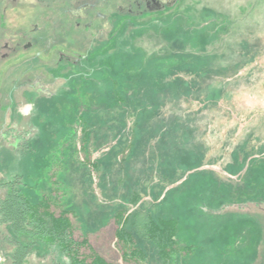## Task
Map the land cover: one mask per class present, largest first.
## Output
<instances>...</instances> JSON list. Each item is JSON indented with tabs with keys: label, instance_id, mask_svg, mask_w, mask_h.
<instances>
[{
	"label": "rangeland",
	"instance_id": "374dc122",
	"mask_svg": "<svg viewBox=\"0 0 264 264\" xmlns=\"http://www.w3.org/2000/svg\"><path fill=\"white\" fill-rule=\"evenodd\" d=\"M26 3L6 10L14 40ZM70 32L32 85L0 63V179L65 212L87 262L264 264V0L122 11L93 43ZM27 264L71 262L52 247Z\"/></svg>",
	"mask_w": 264,
	"mask_h": 264
},
{
	"label": "flooded vegetation",
	"instance_id": "af4514ba",
	"mask_svg": "<svg viewBox=\"0 0 264 264\" xmlns=\"http://www.w3.org/2000/svg\"><path fill=\"white\" fill-rule=\"evenodd\" d=\"M0 0V63L4 64L3 75L14 89L29 81L32 85L36 74L43 70L40 66L44 59L43 53L58 54L52 48L61 43L63 35H70L73 29L79 40L80 36L91 35L92 43L96 36L104 31L107 18L116 17L122 11L134 18L164 12L170 9L176 0ZM34 8L36 15L29 28L19 29L21 37L14 40L8 34L6 26V10H15V15L22 18L21 8ZM107 9V11H103ZM60 39H58V38ZM91 43V46H92ZM71 45H69L70 47ZM58 56V55H57ZM75 62L86 59L87 55L78 56ZM64 58L62 57L61 60ZM47 60L45 61L46 66ZM73 63H71L72 65ZM70 65V66H71ZM44 76V75H43ZM0 236V264H8V244Z\"/></svg>",
	"mask_w": 264,
	"mask_h": 264
},
{
	"label": "trees",
	"instance_id": "16d2710c",
	"mask_svg": "<svg viewBox=\"0 0 264 264\" xmlns=\"http://www.w3.org/2000/svg\"><path fill=\"white\" fill-rule=\"evenodd\" d=\"M17 184L16 177L9 181L0 179V189H4L0 196V226L8 231L3 237L9 247L8 264H27L30 253L52 247H57L71 264H95L96 255L90 262L80 255L86 242L84 238L80 241L74 238L66 213L60 211L57 216L47 213L43 202H31ZM143 229H147V223Z\"/></svg>",
	"mask_w": 264,
	"mask_h": 264
}]
</instances>
